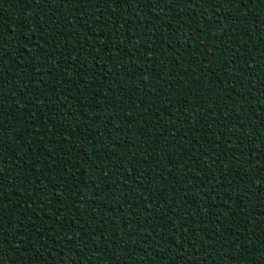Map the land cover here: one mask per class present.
Wrapping results in <instances>:
<instances>
[{"label":"trees","instance_id":"trees-1","mask_svg":"<svg viewBox=\"0 0 264 264\" xmlns=\"http://www.w3.org/2000/svg\"><path fill=\"white\" fill-rule=\"evenodd\" d=\"M0 264H264V0H0Z\"/></svg>","mask_w":264,"mask_h":264}]
</instances>
